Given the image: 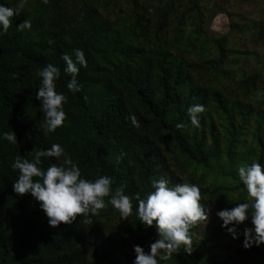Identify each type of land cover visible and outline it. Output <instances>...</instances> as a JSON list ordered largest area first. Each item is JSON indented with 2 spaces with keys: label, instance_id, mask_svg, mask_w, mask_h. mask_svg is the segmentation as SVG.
I'll use <instances>...</instances> for the list:
<instances>
[{
  "label": "trees",
  "instance_id": "obj_1",
  "mask_svg": "<svg viewBox=\"0 0 264 264\" xmlns=\"http://www.w3.org/2000/svg\"><path fill=\"white\" fill-rule=\"evenodd\" d=\"M84 1L90 2L84 6L85 17L70 26L65 23L69 15L60 13L61 0H27L7 32L0 34V264H134L135 260V255L123 247L118 227L124 222L118 220L120 213L110 197H105L106 209L92 214V223H85L77 214L70 224L50 226L39 201L30 193L21 195L13 190L19 170L12 164L17 155L31 160L39 149L58 143L79 165L82 177L94 180L101 175L111 176L113 189L124 185L125 192L133 197L131 226L144 231L154 242L158 238L156 226L141 223L137 195L145 198L152 190L153 179L166 178L161 146L169 144L196 169H206L218 159L216 140L207 150L202 136L187 135L192 122L188 109L194 104L205 105V111L198 114L201 123L206 116L210 123L212 115L223 119L228 131V165H233V149L240 146L252 113L248 107L243 120L233 122L236 104L219 91L194 86L184 70L186 62L172 58L170 49L182 47L179 40L186 35L188 22L199 26L202 22L199 0H189L181 12L174 3L180 0H154L151 4L127 0L128 9L122 7V0ZM0 3L14 7L18 0ZM95 4H102L104 9L118 5V15L112 21L95 10ZM47 11L52 12L54 24L59 20L71 29L64 32L57 25L47 32ZM23 19L32 21L30 29L21 31L16 27ZM224 43L225 38L215 41L219 58L228 52ZM76 48L83 49L87 59V66H81L77 75L82 85L79 92L67 88L72 74L65 71L63 60L65 53L74 58ZM214 62H206L205 72L215 68ZM49 63L60 68L56 90L67 96L65 122L54 132L47 131L36 99L41 80L38 72ZM132 116L138 123H133ZM263 122V116L255 117L254 144L261 148L257 159L261 164ZM11 130L16 133V144L2 138L3 132ZM248 146L237 155V167L255 157V148ZM41 159V167L47 169L52 163L63 164L64 155ZM234 179L241 196L247 197L240 179ZM215 192L201 190L202 194ZM222 228V224L213 226L212 234L201 239L198 253L186 252L181 246L172 253L170 264L212 263L208 255L210 239ZM251 252L254 257H264L257 248L252 247Z\"/></svg>",
  "mask_w": 264,
  "mask_h": 264
},
{
  "label": "rangeland",
  "instance_id": "obj_2",
  "mask_svg": "<svg viewBox=\"0 0 264 264\" xmlns=\"http://www.w3.org/2000/svg\"><path fill=\"white\" fill-rule=\"evenodd\" d=\"M122 1L124 4L120 6L128 9L129 2ZM143 1L151 4L154 0ZM188 1H174L176 5L178 4L179 12L183 10ZM60 3L62 4L60 13L65 16L69 15V21L65 23L70 26L75 20V24L83 20L84 12H86L84 6L90 4L84 0H61ZM198 3L202 7L200 12L202 22L200 26L191 21L188 22L186 35L179 40L182 42V47L170 49L172 58L177 62L180 59L186 62L184 70L189 74L194 86L219 91L223 97L236 104L232 110L235 115L233 122L243 120L242 116L248 107L252 113L246 121L244 136L239 140L240 146L233 149L235 153L234 161L232 160L233 165H228L229 160L225 155L228 139L227 127L222 118L214 115H212L211 123L207 121L206 116L202 123L199 119L198 126L191 122L187 127V135L190 137H203L207 150L212 147V141L216 140L218 159L215 162L212 161L208 168L196 169L180 158L169 144L161 146L162 167L167 173L166 178L170 186L189 182L197 184L201 190L214 189L217 191L211 194L201 193V203L209 210V215L207 220L196 222L190 228L193 241L191 254L199 252L201 239L212 234L214 225L223 223L217 216L218 210L231 208L236 203L247 199L241 196V190L237 189V182L234 179L235 176L239 178V166H236V159L242 150L245 152V146L253 145L256 155L247 164L257 162L261 148L254 144V120L257 116L264 117V0H199ZM40 6L45 7V4ZM117 7L119 6L104 9L102 4H95V10L97 8L100 13L112 21L118 15ZM46 19L48 21L47 32L56 29L57 25H61L60 28L63 27L64 32L71 29L59 20L54 24L50 11H47ZM124 21L125 25L129 24V20ZM151 23L153 24V21ZM168 35H170V29H168ZM222 38H225L224 48L228 52L219 58L215 41ZM209 60L215 61V68L207 73L205 72L206 62ZM190 65L195 67L190 68ZM221 71L227 74H222ZM185 91H189L188 84L185 85ZM261 140L264 152V122L261 127ZM106 208L107 206L104 209ZM119 218V221L124 222L121 227H118L120 228L118 233H122L123 247L135 256L134 245H140L148 251L152 241L146 237L144 231L131 226L132 217L122 218L120 216ZM245 226H251L250 218L238 226V231L242 233ZM243 241L242 234L238 238H233L226 227L222 228L216 237L211 236L208 255L213 258V261L207 264H264V257H254L251 252V248L254 247L264 253V243L245 248ZM157 258L160 259L159 255ZM170 263L171 256L167 260H160V264Z\"/></svg>",
  "mask_w": 264,
  "mask_h": 264
},
{
  "label": "clouds",
  "instance_id": "obj_3",
  "mask_svg": "<svg viewBox=\"0 0 264 264\" xmlns=\"http://www.w3.org/2000/svg\"><path fill=\"white\" fill-rule=\"evenodd\" d=\"M26 4L27 0H18L14 7L0 3V34L7 32L13 22L12 18L19 16ZM31 26L30 19H23L16 25L21 31L30 29ZM74 53V58L70 54H63V60L66 62L65 71L72 74L67 88L79 92L82 85L78 82L77 75L81 66H87V59L81 48H76ZM38 75L41 80L36 99L40 101L47 131L54 132L65 122L67 116L64 110L67 96L56 90L60 68L49 63L39 70ZM188 111L192 123L198 126V114L205 111V105L194 104ZM131 119L133 123H138L135 116ZM2 138L13 144L18 143L13 130L3 132ZM62 155L63 164L52 163L47 169L41 167L42 157L58 158ZM12 167L19 170L18 178L12 184L13 190L21 195L30 193L39 201V207L52 227L59 226L61 222L72 223L77 214L82 215L85 223H92V214L107 206L105 197H110V203L122 218H128L133 213V197L125 192L124 185L113 189V178L109 175H101L94 180L82 177L79 165L65 154V149L58 143L39 149L31 160L17 155ZM238 175L246 190L247 199L231 208L218 210L217 216L233 238H238L241 234L244 236L245 248L254 244L259 246L264 243V164H243L238 169ZM34 177L40 179H33ZM151 185L152 190L145 198L140 199L137 195V213L144 225L155 224L158 238L150 244L148 251L140 245H134V264H160L161 259L167 260L181 246L190 253L193 244L190 228L196 222L207 220L209 215V210L201 203V190L197 184L184 182L170 186L169 180L161 177L153 179ZM249 218L251 226H245L242 233L239 232L238 226ZM158 255L160 259L157 258Z\"/></svg>",
  "mask_w": 264,
  "mask_h": 264
}]
</instances>
